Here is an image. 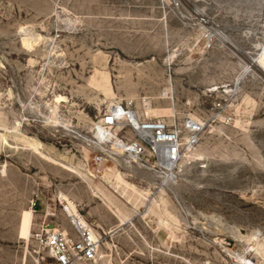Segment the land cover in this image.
<instances>
[{
  "label": "rangeland",
  "instance_id": "1",
  "mask_svg": "<svg viewBox=\"0 0 264 264\" xmlns=\"http://www.w3.org/2000/svg\"><path fill=\"white\" fill-rule=\"evenodd\" d=\"M199 11L229 42L203 47L189 25ZM262 43L264 0H0L2 112L19 130L0 154V264L45 256L43 223L71 230L59 198L104 239L98 264H197L223 244L253 246L264 264ZM143 99L206 123L170 188L98 167L80 137L112 103Z\"/></svg>",
  "mask_w": 264,
  "mask_h": 264
},
{
  "label": "built area",
  "instance_id": "2",
  "mask_svg": "<svg viewBox=\"0 0 264 264\" xmlns=\"http://www.w3.org/2000/svg\"><path fill=\"white\" fill-rule=\"evenodd\" d=\"M189 25L197 31L207 50L214 49L221 41L229 42L228 36L201 11L189 19ZM258 51L255 63L264 55V43L259 45ZM163 96L168 98V91L163 92ZM225 106L224 102L215 103L212 115ZM154 111L153 103L147 99L141 103H112L103 116L93 122L90 133L80 135L93 151L94 163L103 167L113 161L130 168L137 167L151 173L159 185L170 188L177 179V165L195 150L206 123L190 115L177 122L158 116ZM64 200L59 198L70 217L71 230L51 223L41 224L34 239L46 255L36 259L34 264H90L99 255L102 236L78 207L77 211L72 210ZM221 248L223 254L219 258H205L197 264H261L259 252L253 246L223 244Z\"/></svg>",
  "mask_w": 264,
  "mask_h": 264
},
{
  "label": "bare ground",
  "instance_id": "3",
  "mask_svg": "<svg viewBox=\"0 0 264 264\" xmlns=\"http://www.w3.org/2000/svg\"><path fill=\"white\" fill-rule=\"evenodd\" d=\"M226 38V37H225ZM260 60V59H259ZM258 60V61H259ZM257 62V61H256ZM5 65L2 64V67H4ZM130 77V76H129ZM245 79V78H244ZM11 94H12V89H10L9 91ZM4 95H6V93H4L3 91L0 90V154L2 153V150H3V147L4 146H9L11 148H14L15 146L12 144L11 140L9 139V134L8 133H4V131H8L9 133H14L15 131H19L16 127H9L6 123V120H5V117L3 116V112H2V99L4 97ZM10 95V94H9ZM162 97H165V96H162ZM57 102H65V101H68L66 97L62 96V95H58L57 96V99H55ZM15 126V125H14ZM18 146V145H17ZM22 146V145H21ZM24 148L25 149H37L36 145L35 144H31V147H26L24 145ZM23 148V149H24ZM181 162V161H180ZM179 164L177 165L176 168H178ZM116 187V186H115ZM118 187V186H117ZM120 189V188H119ZM134 189V188H133ZM127 196V195H126ZM71 208V207H70ZM104 240V239H103ZM102 240V242H103ZM264 241V240H263ZM102 244V243H101ZM261 254L263 255L262 259H264V247L263 249L261 250ZM103 257V256H101ZM109 260V259H108ZM95 263V262H94ZM96 264H98V259L96 261ZM101 264H108L107 261H103V263Z\"/></svg>",
  "mask_w": 264,
  "mask_h": 264
}]
</instances>
